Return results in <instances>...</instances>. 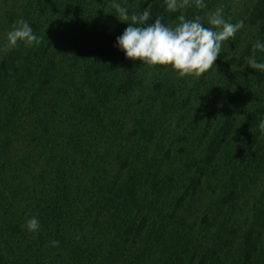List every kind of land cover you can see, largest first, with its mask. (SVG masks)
<instances>
[{"label":"trees","instance_id":"16d2710c","mask_svg":"<svg viewBox=\"0 0 264 264\" xmlns=\"http://www.w3.org/2000/svg\"><path fill=\"white\" fill-rule=\"evenodd\" d=\"M116 2L172 26L223 5L244 27L178 78L125 57L112 0H0V264H264V72L247 66L264 0ZM20 18L41 43L3 51Z\"/></svg>","mask_w":264,"mask_h":264},{"label":"clouds","instance_id":"9594fccd","mask_svg":"<svg viewBox=\"0 0 264 264\" xmlns=\"http://www.w3.org/2000/svg\"><path fill=\"white\" fill-rule=\"evenodd\" d=\"M164 3L169 13L180 12L190 5L200 10L207 7L204 0H164ZM111 6L115 9L118 20L129 24L122 35L117 37V46L125 57L143 63L150 69L170 67L178 78L199 79L202 74L216 68L215 61L219 58L224 43L234 39L244 27L243 20L231 23L225 19L223 5L205 13L204 17L196 15L193 19H186L184 15H180L175 26L162 22L164 18L160 16L156 17L154 23H150V8L129 14L128 8L121 6L116 0H112ZM42 39L43 37L34 34L26 20L20 18L7 33L2 50L10 51L21 43L25 47L38 46ZM258 51L264 52V43L260 41L253 44L247 66L264 72V62L256 60ZM258 128L264 134V119L260 120ZM24 227L29 233H37L40 222L34 215L26 220ZM51 243L53 247L59 246L58 241Z\"/></svg>","mask_w":264,"mask_h":264}]
</instances>
